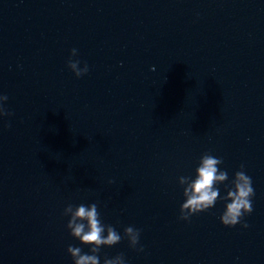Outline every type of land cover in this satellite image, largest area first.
<instances>
[{
    "label": "water",
    "instance_id": "1",
    "mask_svg": "<svg viewBox=\"0 0 264 264\" xmlns=\"http://www.w3.org/2000/svg\"><path fill=\"white\" fill-rule=\"evenodd\" d=\"M0 95V264L89 253L64 215L81 203L141 232L100 264H264V0H0ZM205 153L251 177L247 229L222 200L179 219Z\"/></svg>",
    "mask_w": 264,
    "mask_h": 264
},
{
    "label": "clouds",
    "instance_id": "2",
    "mask_svg": "<svg viewBox=\"0 0 264 264\" xmlns=\"http://www.w3.org/2000/svg\"><path fill=\"white\" fill-rule=\"evenodd\" d=\"M77 55V50L73 49L72 57ZM80 63L78 59L68 61V68L77 78L87 75L89 71L86 63L83 68L80 67ZM7 101L6 95H0V118L13 115L4 107ZM222 164V158L205 153L200 158L195 178L179 177L185 198L180 208L179 219L190 222L193 216L209 211L215 207L218 200H222L225 204V210L220 217L222 224L227 228H235L237 225L245 229L249 227V224L241 222L246 215L253 212L252 199L255 195L253 181L241 165V170L235 173L229 186V174L227 170H221ZM219 185L226 186V196L221 197ZM64 215L70 217L67 228L71 236L90 249L89 253H85L81 247L69 245L67 251L72 257L73 264H100L101 248L116 246L122 239H127L133 250L144 251L143 247H138L140 230L133 226L125 227L122 237L114 226L102 222L96 203L90 205L81 203L75 206L69 204L64 210ZM103 264H125V257L122 253L114 258L105 256Z\"/></svg>",
    "mask_w": 264,
    "mask_h": 264
}]
</instances>
